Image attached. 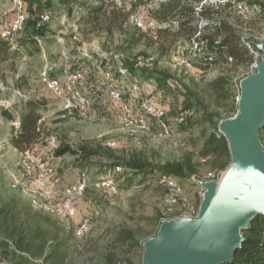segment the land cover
<instances>
[{
	"label": "rangeland",
	"instance_id": "rangeland-1",
	"mask_svg": "<svg viewBox=\"0 0 264 264\" xmlns=\"http://www.w3.org/2000/svg\"><path fill=\"white\" fill-rule=\"evenodd\" d=\"M68 1L71 3L43 0L46 6L44 13L50 14L52 21L46 26V36L37 41L39 50H35L33 55L25 51L27 62H22L20 59L16 67L6 64L1 68L0 81L5 85L6 90L0 92V144L3 145L0 152V209L12 205L14 208L31 209L49 215L58 223L63 233L71 237L70 257L79 264H112L111 258L115 253L127 248L123 238L128 233H135L142 248L130 258L132 261L130 264H142L144 243L157 234L164 221L169 220L166 214L168 189L160 183L161 173L136 177L129 172L130 179H124L125 176L122 174H113L114 182L108 183H112L111 187L115 184L120 187V191L114 194L110 192L111 188L99 183L108 173L110 160L97 156L78 163L76 157L70 155L58 157L44 146L34 149L32 153L40 161L44 171L53 168L62 181L55 189H41L35 183L36 173L27 174L24 171V157L9 142L12 129L18 127L20 123L24 103L32 99L48 101V107L41 112L44 142L47 136H55L58 142L64 140L75 146L88 145L109 150L117 157L144 160L156 167L191 162L194 174H186L185 178L171 177L181 189L180 202L175 208L176 214L173 218H181L193 210H199L204 194L201 183L214 181L215 177H220L224 172L225 168L222 166L228 167L231 163V155L221 156L218 152H211L205 143L219 120L222 122L236 116L240 83L251 75V71L250 68H240L233 64L210 66L207 70L196 67L192 72L180 73L175 59L177 43L193 33L191 22H183L178 31H168V33H180L174 44L171 43L168 34L162 33L160 38L155 37V34L146 35L140 43L134 44L131 42V32L134 29L129 24L125 27L126 34H120L118 31L112 35L92 33L81 23L92 9V0ZM150 1L142 0L134 4L132 11L138 10L140 6ZM249 2L261 5V12L242 18L231 11H225L223 16L225 23L233 26L239 35L258 38L264 35V0ZM167 15L163 20L172 17L170 13ZM64 16L71 23H78L86 41L96 40L100 48L122 51L131 57H142L147 61L144 65L147 73H167L177 80L178 90L184 87L193 91L199 101L195 103L193 109L195 117L191 121L186 119L183 125H178L174 121L176 115H172L169 111L171 135L160 133L157 127L152 125L148 131L133 136L126 127L118 123L117 104L113 103L106 94L97 93L98 102L91 109L88 118L75 116L62 120L59 100L40 83L39 74L45 65L42 52H45L53 73L57 74L60 71L62 46L58 43L56 34L62 27L61 21ZM13 18L14 0H0V30L8 27ZM65 38L67 41L70 37ZM67 45L70 46L68 41ZM141 70L142 68H133L132 79L148 93L155 88L156 82L154 77L148 79ZM90 73L91 77L94 76L100 84L104 82L91 67ZM218 81L227 83L229 97L225 100H220L211 90L212 85ZM89 93L96 92L94 90ZM176 99L170 93H164L158 101H162L161 104L170 110L177 104L178 107L180 106L181 102L177 103ZM5 111L13 116V120L3 115ZM82 168L87 173L89 188L85 196L78 201L76 217L47 214L34 205L33 201L37 199L42 203L59 207L64 200L66 189L76 181L74 171ZM13 175L18 180L16 188ZM85 219L90 222L89 230L84 238L77 239L76 231ZM31 263L43 264L41 259ZM7 264L16 263L7 262ZM121 264L128 263L123 261Z\"/></svg>",
	"mask_w": 264,
	"mask_h": 264
},
{
	"label": "trees",
	"instance_id": "trees-1",
	"mask_svg": "<svg viewBox=\"0 0 264 264\" xmlns=\"http://www.w3.org/2000/svg\"><path fill=\"white\" fill-rule=\"evenodd\" d=\"M65 4L71 3L68 0H61ZM27 4L28 19L25 30L18 37V47L12 50V46L8 40L0 38V72L4 65L16 67L18 60L25 56V51L30 55L39 50L37 41L46 36L47 25L41 24V17L46 11L43 0H25ZM191 8L181 5L179 1L172 0L162 5L161 10L157 12L158 18L165 19L168 13L173 15H182L186 18L187 23L193 22ZM128 12L114 11L110 14L103 11L102 8H94L89 11L82 19L81 23L87 27L92 33L112 35L115 31L120 34H126L125 27L128 25ZM168 34L171 43L174 44L180 33H168V31H159L155 37H161V34ZM152 34L149 31H140L134 29L131 32V42H141L146 35ZM208 38L207 56L212 60H205L197 65L200 70H207L210 66L217 65H235L237 67L249 69L253 63V55L249 52L246 45L242 44L240 35L231 26L225 22L221 28L211 31ZM219 41L218 44L215 42ZM133 71V69H131ZM148 79L156 82L155 88L148 93L144 92L146 100L151 104L163 108L167 113L172 115L184 116L188 120L195 117L193 111L197 101V95L190 89L182 88L178 90V82L175 78L164 72L147 73L142 69ZM91 83L88 91H98L103 85L96 81L95 77H90ZM211 89L216 97L225 100L229 97L227 93V83L215 82ZM89 91V92H90ZM125 101L138 104V98L126 86L124 87ZM164 93H170L177 100L178 104L168 110L166 106L158 100ZM48 101L45 99H32L24 103L20 117L19 128L12 129V135L9 142L14 149L20 153L27 150L33 151L38 147H46L48 137L44 142V130L42 126V110L48 107ZM171 105V104H169ZM172 108V107H171ZM3 115L13 120V116L8 112ZM169 118V115H168ZM213 121V120H211ZM221 120L214 125V131L210 134L206 141V147L211 152H218L222 155H230L229 145L226 138L219 132V124ZM264 144V128L260 133ZM58 157L70 155L76 157V162L89 161L97 156H102L111 161L108 165V173L102 177L100 182L111 180L114 182L113 174H122L124 179L128 178L129 172L134 176H150L161 173L162 177H178L185 178L186 174H194L192 163L187 161L184 164H169L162 167H156L150 163L139 159H127L125 157H117L109 150L94 148L88 145L75 146L67 141L60 140L58 148L54 151ZM121 171H117V168ZM227 168L226 165L222 166ZM83 170V168H82ZM224 170V169H223ZM215 177L214 179H217ZM116 185V184H115ZM116 189L120 191V187L116 185ZM81 200V199H80ZM78 205V202H77ZM80 210V208H79ZM245 241L241 249L235 253L234 260L229 264H264V216L258 215L252 222L251 228L243 232ZM71 237L63 233L58 223L49 215H44L40 211H32L31 209H18L12 205H7L0 209V263L12 262L16 264H34L31 261L41 259L43 264H79L72 260L70 251L72 244ZM123 243L127 247L111 258L112 264H119L123 261L130 264L133 255L142 248L140 240L136 239L135 233H128L123 238ZM20 259V261H16ZM40 264V263H35Z\"/></svg>",
	"mask_w": 264,
	"mask_h": 264
},
{
	"label": "built area",
	"instance_id": "built-area-1",
	"mask_svg": "<svg viewBox=\"0 0 264 264\" xmlns=\"http://www.w3.org/2000/svg\"><path fill=\"white\" fill-rule=\"evenodd\" d=\"M142 0H92L91 6L102 8L104 12L110 14L114 11L128 12V23L133 29L140 31H149L157 34L159 31H178L186 18L182 15H173L168 20H161L156 16L162 5L172 0H151L138 10L132 11V6ZM182 6L191 8L193 17V33L185 39L179 40L176 50V62L179 72H192L197 65L205 60H212L207 56L208 38L211 31L221 28L224 24L223 13L231 11L235 15L248 18L258 14L262 10L259 4H251L250 0H175ZM90 9V10H92ZM27 4L25 0H14V18L8 27L0 30V38L8 40L12 50L18 47V37L25 30L27 23ZM52 16L44 13L41 17V24H50ZM62 27L56 34V39L62 46L61 68L59 73L54 74L50 62L47 60L45 52L42 56L45 65L39 74L40 83L52 93L60 103V118L62 120L77 116L78 118H88L91 109L98 102L97 93L106 94L109 99L117 104L119 111L116 114L118 123L127 128L128 132L135 136L149 130L155 125L160 133L165 135L172 134L171 120L168 113L161 107L151 104L146 100L144 92L137 82H134L133 68H142L147 61L142 57H131L122 51L103 49L98 46V41L88 42L83 37L78 23H71L66 16L62 18ZM233 27V26H232ZM234 28V27H233ZM235 29V28H234ZM67 40L70 46L67 45ZM242 44L246 45L249 52L253 55V63L250 66L251 74L257 71L261 62L264 44V35L260 37H246L240 35ZM39 40V39H38ZM216 44L219 41L215 42ZM22 62H27L28 57L23 56ZM90 67L103 79V85L96 93H89L90 85ZM128 87L138 98V104L133 105L125 101L124 87ZM6 90L5 85L0 81V92ZM186 118L177 116L174 121L178 125H183ZM20 123H18L19 128ZM9 144V142H8ZM58 148V141L55 136H49L47 149L54 153ZM3 145L0 144V152ZM24 157L23 167L27 174L36 173L35 183L43 190L57 188L62 179L55 174L53 168L43 170V166L31 150L22 152ZM121 171V168H117ZM76 181L70 184L65 191L64 200L59 207L51 204L42 203L35 199L34 205L47 214H58L66 217H76L78 213L77 202L82 199L88 188L89 179L87 173L81 169L74 171ZM219 178V176H218ZM217 178V179H218ZM217 179H214L217 180ZM14 187L18 186V180L13 175ZM111 180L101 182L102 185L111 188L112 193H117L116 185L108 183ZM113 182V181H111ZM160 183L167 187L168 194L166 198L167 216L170 219L175 217V208L179 205L181 189L171 177H162ZM199 210H193L183 215L188 217H197ZM89 220L85 219L76 231L77 239L85 237L89 230ZM121 264V263H119Z\"/></svg>",
	"mask_w": 264,
	"mask_h": 264
},
{
	"label": "water",
	"instance_id": "water-1",
	"mask_svg": "<svg viewBox=\"0 0 264 264\" xmlns=\"http://www.w3.org/2000/svg\"><path fill=\"white\" fill-rule=\"evenodd\" d=\"M262 51L257 71L240 83L236 116L219 124L231 163L217 180L201 183L197 217L164 221L144 243L142 264H229L243 232L264 216V44Z\"/></svg>",
	"mask_w": 264,
	"mask_h": 264
}]
</instances>
